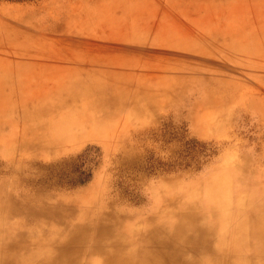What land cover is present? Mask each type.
<instances>
[{
  "label": "rangeland",
  "instance_id": "rangeland-1",
  "mask_svg": "<svg viewBox=\"0 0 264 264\" xmlns=\"http://www.w3.org/2000/svg\"><path fill=\"white\" fill-rule=\"evenodd\" d=\"M99 68L117 87L80 82ZM238 190L264 197V0H0V202L26 248L59 214L86 215L89 240L40 249L88 262L100 218L139 233L191 209L241 221ZM219 250L206 255L239 256Z\"/></svg>",
  "mask_w": 264,
  "mask_h": 264
},
{
  "label": "bare ground",
  "instance_id": "bare-ground-1",
  "mask_svg": "<svg viewBox=\"0 0 264 264\" xmlns=\"http://www.w3.org/2000/svg\"><path fill=\"white\" fill-rule=\"evenodd\" d=\"M107 71L108 69L106 68H99L94 72L88 71L84 77L80 78V82L82 80L86 82L90 90H94L99 84L106 85V83L114 84V88L117 87L113 81L114 74L108 72L109 77L106 74ZM105 78L108 82L100 83V79L104 80ZM64 88L68 87L65 86ZM73 90V88L69 89V91ZM81 96L83 97L79 93H74L66 100L54 101V97L50 101L52 103H60L59 105L62 106L63 104L68 105L69 101L78 100ZM43 111L49 112L48 109ZM53 111H56V109ZM235 179H240L241 181L239 176ZM224 180L222 178V181H220L224 182ZM235 195L237 201L235 212L236 214L239 213L238 216H240L241 220L236 222L235 220L231 221V216L228 217V213L224 212V209H217L216 207L205 210L198 215L192 213L198 210L184 211L178 214L176 216L177 219L173 222L164 219L151 220L148 222L149 228L145 233H139L129 225L106 223L100 218V223L94 221L97 223V225L94 224V227L97 232L96 241L99 246L111 243L106 242L108 240L113 241L112 243L115 244L127 243L122 241L132 240L140 248H134L135 244H133L132 248L125 250L116 245H114L116 249H109L104 245L102 250L99 248L102 257L89 262L88 260L91 258L86 261L85 252H78V250L69 247L57 250L40 249L42 244L51 240H64V232H66L65 239L72 243L89 240L87 235H83L91 224L84 220L86 215L83 216V220L76 223L75 227L67 225L68 216L64 217L59 214V216L51 217L49 233L47 232V235L35 238V245L38 249H28L25 245L30 239L27 238L23 230L16 228L14 230L15 226L10 223L3 228L7 220L2 214L11 213L10 209L13 204V202L11 204L10 200L6 199V204L0 202V206H2V213H0V240L8 239L20 243H17V246L6 244L9 247L7 249L4 248L5 252H0V264H221L222 260L220 258H209L206 255L208 251H220L219 249L230 250L239 255L231 259V263L226 262L227 264H264V197L257 190L249 193H243L238 190ZM224 198L219 199L222 202ZM80 231L81 235L79 236L77 233ZM148 245L151 247L149 246L146 249ZM166 245H170L172 250L165 251L160 248H164ZM187 252L195 255L196 252L200 253L195 257H186L185 253ZM249 252L263 256L258 261H253L256 258L251 260L242 256V254Z\"/></svg>",
  "mask_w": 264,
  "mask_h": 264
}]
</instances>
